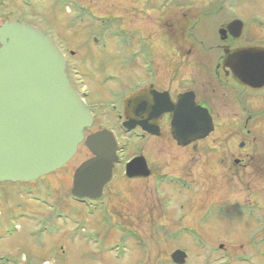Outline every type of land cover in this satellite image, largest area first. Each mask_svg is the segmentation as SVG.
I'll return each mask as SVG.
<instances>
[{
	"label": "rangeland",
	"instance_id": "obj_1",
	"mask_svg": "<svg viewBox=\"0 0 264 264\" xmlns=\"http://www.w3.org/2000/svg\"><path fill=\"white\" fill-rule=\"evenodd\" d=\"M52 1L57 0H0V24L24 20L51 34ZM129 1L85 2L103 16H112L116 5L118 12L124 5L145 8ZM184 1L190 10L222 4L216 26L239 19L243 27L236 44L253 33V42L264 45V0ZM211 28V42L216 44L218 32L212 28V34ZM64 49L74 52L71 61L77 64L85 53L76 45ZM106 49L110 53L103 55L105 63L99 57L89 64L99 79L103 66L106 71L113 68L108 60L111 48ZM90 51L98 55L97 48ZM151 51L159 60L163 54L174 56L172 47L152 46ZM213 53L196 46L195 61L185 59L182 70L179 66L184 77L198 78L199 94L211 107L214 130L209 137L185 148L158 142L157 156L145 142L143 154L155 161L153 174L137 181L119 178L91 205L69 194L74 169L90 157L82 144L54 173L33 182L0 184V264H173L170 255L176 249L186 252L184 264H264V90L249 93L232 87L229 79L215 82L212 70L219 52ZM74 78L81 91L96 81L80 74ZM235 158L242 159V165L234 164ZM219 204H225L221 211ZM202 215L213 219L197 222ZM196 226L199 236L192 233Z\"/></svg>",
	"mask_w": 264,
	"mask_h": 264
},
{
	"label": "flooded vegetation",
	"instance_id": "obj_2",
	"mask_svg": "<svg viewBox=\"0 0 264 264\" xmlns=\"http://www.w3.org/2000/svg\"><path fill=\"white\" fill-rule=\"evenodd\" d=\"M85 1H52L51 9L54 15L51 21L52 32L49 33V36L64 55L65 72L70 84L79 92L91 112L92 125L84 131V135L106 128L113 132L117 140V160L113 167V179L110 184L104 187L99 200L106 196L105 194L119 178L137 181L146 179L153 174V162L155 161L150 162L143 154L144 148L142 147L147 142H150L146 146L148 151L157 156L155 150L158 142L165 141L173 143L176 147L185 148L191 145L195 147V144L200 141L194 140L185 146H180L169 131L170 113L162 112L161 109L167 107L168 103L176 104L180 95L186 94V102L189 105L193 102L195 105L206 108L214 125L211 107L205 99L203 101V97L199 94L198 78H195L194 75L184 77L182 72L179 73V66L182 70L185 59L186 62L195 61L194 48L196 46L202 47L203 51L209 52L212 57L213 52H219L212 70V78L215 82L223 84L222 78L225 79V82L229 79L232 87L241 88L249 93L264 90V88L255 90L239 84L232 77L230 70L222 68L224 48L234 50L241 46L264 47V45L253 42V33L243 44H236L237 38H233L227 32L224 39L218 35V43L212 44L213 36L210 33V28L212 27L213 30L216 28L218 32L219 29H225L231 21L224 20L216 26V15L224 9L222 4H218V7L213 5L204 8L191 7L190 10V6H184V0H136V2L139 1L140 4L145 5V8L132 7L137 9V13L131 12L132 8L125 5L122 7L123 11L118 12L121 8L116 5L115 8L113 7L114 14L112 16H103L96 14V10H93ZM133 1L135 0H130L128 4L132 5ZM55 12H60L64 18L57 17ZM74 45L83 47L85 51L79 64L71 61L74 52L64 49ZM152 46L172 47L174 56L163 54L160 55L159 60L158 56L151 51ZM89 47L97 48L98 55H92ZM107 47L111 48L112 54L110 57L108 56V60L113 68L111 71H106L103 66L99 71L101 73L99 79L94 76L97 71L89 70V64H93L99 57V61L105 63L103 58L106 56L103 55L110 53L107 52ZM185 47L186 49H184ZM78 74L86 79L94 77L96 81L89 89L85 88L81 91L74 78ZM103 87H106L105 94L102 92ZM128 97L129 100H126ZM138 107L143 112L136 115L135 110ZM249 118V116L246 117L245 123ZM130 119L137 123L140 122L141 125L150 126L153 133L142 131L137 123L134 128L125 130L123 124ZM92 128L95 130L92 131ZM81 144L83 145V143ZM133 160L135 162L131 171L134 176H128L126 166ZM233 162L236 165H242L243 160L235 158ZM146 171L149 174L142 176V173ZM162 177L160 173L156 176L159 181ZM172 181L181 183V186L190 187L183 181L176 179H172ZM88 202L94 203L95 201L88 200ZM218 207L221 211L225 204H219ZM211 219H213L212 216L202 215V219L197 222L205 223L209 220L211 222ZM192 233L199 236V228L194 227Z\"/></svg>",
	"mask_w": 264,
	"mask_h": 264
},
{
	"label": "water",
	"instance_id": "obj_3",
	"mask_svg": "<svg viewBox=\"0 0 264 264\" xmlns=\"http://www.w3.org/2000/svg\"><path fill=\"white\" fill-rule=\"evenodd\" d=\"M243 23L231 20L219 29L241 34ZM222 68L230 70L241 85L264 88V47L241 46L223 49ZM129 100V97L126 99ZM170 113L169 131L180 146L203 139L213 131L207 109L186 102L180 95L176 104L161 109ZM143 111L139 107L135 114ZM130 119L125 130L135 127ZM92 124L88 106L72 87L65 72V59L50 36L25 21L3 20L0 24V183L30 182L65 165L83 143L91 157L73 173L71 195L78 199H98L113 178L117 160V140L111 130L101 129L84 136ZM142 131L153 133L150 126ZM126 166V174L134 176ZM149 172H143L142 176ZM176 264L185 262L186 253L176 249L170 255Z\"/></svg>",
	"mask_w": 264,
	"mask_h": 264
}]
</instances>
